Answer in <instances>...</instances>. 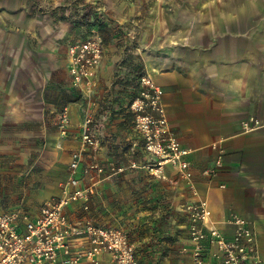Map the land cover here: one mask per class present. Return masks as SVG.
I'll use <instances>...</instances> for the list:
<instances>
[{"label":"crops","instance_id":"0c3cea01","mask_svg":"<svg viewBox=\"0 0 264 264\" xmlns=\"http://www.w3.org/2000/svg\"><path fill=\"white\" fill-rule=\"evenodd\" d=\"M141 1L146 18L140 26L143 65L161 91V106L174 135L190 149L193 185L177 177L170 164L162 168L163 177H146L144 170L135 179L94 177L89 217L100 226L133 231L139 246L151 243L168 249L159 264H193L186 207L205 200L207 225L227 237L233 234V214L249 222L264 261V0ZM127 8L123 22L133 9ZM5 20L8 32L0 33V154L2 147L43 134L57 139L52 141L57 151L65 147L55 126L61 113L51 109L47 115L54 106L48 103V93L61 89L66 75L68 86L88 96L68 70L67 47L75 38L69 32L62 44L59 37L57 41L58 25L37 28L40 24L28 17ZM104 56L93 93L111 74L113 59L110 53ZM82 105L76 101L67 108L75 136L82 132ZM211 168H216L214 177L204 174ZM51 197L37 206L27 194L22 199L37 211ZM133 202L136 209H130ZM17 203H0V213ZM132 211L137 220H129ZM110 257L105 253L102 261ZM207 264L223 263L210 256Z\"/></svg>","mask_w":264,"mask_h":264},{"label":"rangeland","instance_id":"374dc122","mask_svg":"<svg viewBox=\"0 0 264 264\" xmlns=\"http://www.w3.org/2000/svg\"><path fill=\"white\" fill-rule=\"evenodd\" d=\"M174 1L177 4L183 2ZM141 2V0H0L1 34L8 32L5 19L14 16L32 18L34 22L40 24L35 26L37 28L44 27V23L58 25L57 41L59 37L62 44L69 32L72 37L78 38L91 30H96L105 46V54L110 53L113 59L110 63L111 74L107 78H102V85L97 93L82 95L76 88L68 86L66 75L62 76L64 86L58 90L52 89L48 93V103L54 106L46 110L47 115H50L51 109L57 110L60 114L65 108H69V103L82 101L84 115L92 118L91 129L95 131L98 143L95 149L86 147L81 167L82 176L88 182L91 177L140 178L143 170L145 176L149 178L158 174L163 177L165 174L162 169L158 171L157 167L162 157L149 149L147 134L141 127L145 116L158 117L151 106V96L143 95L150 87L143 84L142 77H149L152 81L153 77L143 65L140 50L142 43L140 26L146 19L140 8ZM127 6L133 9L128 21L123 22L121 18L128 11ZM162 12H168V9H163ZM61 50L62 45L58 46L57 52L60 66L63 58ZM105 58L104 56L102 66ZM83 122L84 118L82 124ZM50 123L54 126L53 121ZM55 124L59 131V121L56 120ZM71 124L63 137L65 147L57 151L52 144V141L57 139L44 134L26 138L24 144L1 148L2 205L17 203L24 194H27L32 206H37L44 199L61 191L62 184L69 176L72 152L82 146V132L75 136ZM75 130H79V127ZM59 134L61 135L60 131ZM92 162H97L103 168L101 174L89 170V164ZM132 193L135 194V191ZM130 209H136V202L130 205ZM134 211L130 213L129 220H137ZM129 224L135 225V221ZM110 227L126 233L129 244L133 246V255L138 258L140 264H159L160 259L162 261L168 256V249L153 248L151 243L150 245L145 243L144 247L139 246L136 236L131 234L133 231L127 233L119 227Z\"/></svg>","mask_w":264,"mask_h":264},{"label":"built area","instance_id":"2783aa9c","mask_svg":"<svg viewBox=\"0 0 264 264\" xmlns=\"http://www.w3.org/2000/svg\"><path fill=\"white\" fill-rule=\"evenodd\" d=\"M105 54V46L96 30L75 38L67 47L68 70L73 83L91 95ZM150 87L146 97L158 117L145 116L141 125L147 134L149 149L162 157L158 171L170 164L179 178L193 185V172L188 159L190 149L184 147L172 131L164 108L161 91L151 78L142 77ZM67 108L60 114L59 131L62 136L71 124ZM92 118L87 115L82 124V146L72 152L69 176L58 195L44 201L37 211L31 210L21 199L17 205L0 213V264H140L133 255L126 233L110 226H99L89 217L91 198L96 185L94 177L84 184L81 167L86 147L95 149L98 139L91 129ZM219 160L217 166L220 165ZM89 170L103 172L96 162ZM216 168L204 174L214 177ZM92 181V182H91ZM191 224L189 237L193 244V264H207L208 258L220 259L223 264H264L257 235L249 222L233 214L229 222L234 230L231 237L214 226L207 225L208 204L200 200L188 207ZM110 260L102 261L103 254Z\"/></svg>","mask_w":264,"mask_h":264}]
</instances>
